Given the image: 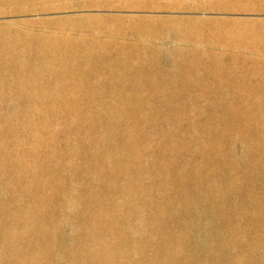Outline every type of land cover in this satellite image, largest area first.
Returning <instances> with one entry per match:
<instances>
[{"label":"rangeland","instance_id":"1","mask_svg":"<svg viewBox=\"0 0 264 264\" xmlns=\"http://www.w3.org/2000/svg\"><path fill=\"white\" fill-rule=\"evenodd\" d=\"M236 27L264 31V0H0V264H264V98L168 102L179 122L153 103L120 131L96 121L107 103L83 100L137 84L144 55L177 75L186 53L231 96L261 98L264 34L247 37L255 65L209 56L245 48ZM36 37L60 59L13 55ZM43 64L55 78H38Z\"/></svg>","mask_w":264,"mask_h":264},{"label":"bare ground","instance_id":"2","mask_svg":"<svg viewBox=\"0 0 264 264\" xmlns=\"http://www.w3.org/2000/svg\"><path fill=\"white\" fill-rule=\"evenodd\" d=\"M211 30V32L215 30H219L220 27L216 28H208ZM223 29V28H221ZM6 31H0V36L3 37V39L6 40L8 39L7 34H5ZM213 33V32H212ZM234 36L238 38V42H244L243 47H234L233 52H226V53H218L216 50H213L212 52L208 51L209 56L212 58L214 62L219 61V57L224 56L225 54L226 57L229 59V61H234L236 63H239V61L243 64H247V62H250L252 65H255V60L254 56L249 55L247 51L253 47V41H251L249 38L250 35H262L264 34V31L261 29H253L251 27H236L233 31ZM16 34V36L14 35ZM13 35L18 38L19 33L15 31ZM208 36L209 33H208ZM46 38L42 37H36V42L33 43V50L32 49H27L30 44H28V40H25L23 42H16V48L12 51L13 55L22 53L25 50H31L32 55L35 56V58L39 60H44L45 58L57 60L58 58L60 59L61 53H60V48L58 50V46L54 45V43H50L48 41H44ZM1 45H5L4 42H1ZM28 46V47H26ZM238 46V45H237ZM248 46V47H247ZM189 49V48H188ZM188 51V50H187ZM23 54V53H22ZM184 54V53H183ZM23 56V55H22ZM180 65V71L177 72V75H174L172 77L166 78V75L163 73V71L159 67H155V65H158V62L154 63L150 60L149 57L147 56H142L141 61H143L142 64V70L145 72V74L140 77L136 76L137 78V84H133L134 79L129 82V80L126 78V80L121 83L119 87H116L113 91H111L110 94L103 100L102 99H95L91 95V91L89 89L85 90L86 93L83 94V100L84 103L86 104H91L92 102H97V103H102L105 102L109 105V108H106L107 111H104L103 113L98 114L97 120L100 122L101 125H109V124H114L118 126L117 131H120L121 125H124L125 123H129L130 126L136 125V121L138 120H145L146 118H142V109L145 108H150L148 106L152 105L153 103L155 106L162 107L165 105V108H170L168 111L172 110L170 113L169 118H172L174 122H179L183 115L178 111V107L174 106H167L168 102H178L182 101L185 103H193V102H201L205 101L206 99L205 96L213 95L211 104H222L224 102H230V101H235V102H249V103H258L263 101V97L259 98H253L257 93L259 95L262 93L258 90H249V89H242L243 93L249 92V93H255V95H252V98L244 100L243 96H237L233 97L229 93L225 91V86L223 84V79L221 77L214 79L212 81H207L206 78L202 75L204 72V67H199L196 64V56L193 54H184ZM239 58V59H238ZM262 65L258 66L256 70H259L262 72L261 74H264V60L261 61ZM154 63V64H153ZM121 64V63H120ZM242 64V65H243ZM40 70L38 69L39 72H36L38 75V78L41 76L44 78H55V75L57 73L52 72L49 70L46 64H43L41 67H39ZM159 68V69H158ZM111 73L118 74L121 72H129L127 74H132L133 68L128 65H119L117 61L110 62L109 68H108ZM116 69H122V70H117ZM212 70V68H209ZM246 73L243 75L244 77H241V81H243L245 84L247 83L246 81L251 80L252 76H249L250 73L253 71L250 69L249 66H246ZM250 70V71H249ZM222 72L226 74H233L234 71L231 67L224 68ZM190 73V74H189ZM185 74H189V76H185ZM181 75V76H180ZM35 77V76H34ZM135 76L132 75V78ZM180 78H183L180 80ZM170 79V80H169ZM180 80L177 82L179 86L175 88L174 91H171L174 88H171L170 85L173 84L171 80ZM237 83L240 84L236 80ZM261 82L264 83V79L261 80ZM227 83L234 88H238V84L234 82V80L227 81ZM29 84H35V81L30 80ZM175 84V85H177ZM32 85L30 87H32ZM134 86V87H130ZM249 87L251 83L247 84ZM140 87H145V89ZM247 87V86H246ZM138 88V89H134ZM121 89V90H120ZM143 91H148L146 95L143 93ZM143 94H140V93ZM70 93V92H69ZM81 93V92H80ZM152 94L150 97L149 94ZM234 93V92H233ZM68 94V93H67ZM77 92H72L70 93L68 98H62L59 100L63 102H68L72 104L78 103L77 101ZM217 94V96H215ZM192 96H195V98H191ZM209 99V98H208ZM28 100L30 102H36L34 97L32 96V93L28 95ZM210 102V101H209ZM147 103V105H146ZM138 106V107H137ZM156 110H159V108H155ZM227 110V109H226ZM120 112V114L117 116H114V112ZM226 112V111H225ZM218 116V115H217ZM222 116L224 114H220L218 116L219 119H224ZM185 117V116H184ZM188 123H191L189 119H191L190 116L185 118ZM124 168H121L123 170Z\"/></svg>","mask_w":264,"mask_h":264}]
</instances>
